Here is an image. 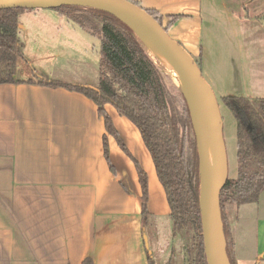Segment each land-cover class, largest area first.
Here are the masks:
<instances>
[{
    "label": "crops",
    "instance_id": "1",
    "mask_svg": "<svg viewBox=\"0 0 264 264\" xmlns=\"http://www.w3.org/2000/svg\"><path fill=\"white\" fill-rule=\"evenodd\" d=\"M135 1L157 12L168 34L198 59L216 97H264V26L255 19L264 0ZM20 63L15 69L27 75L16 78L35 81L38 75ZM105 107L125 150L81 92L0 83V264H81L86 256L94 264H149L144 234L147 242H158V236L140 231L133 159L147 174L154 225L169 216V206L138 129L113 106ZM255 242L260 264L264 216L256 223Z\"/></svg>",
    "mask_w": 264,
    "mask_h": 264
},
{
    "label": "trees",
    "instance_id": "2",
    "mask_svg": "<svg viewBox=\"0 0 264 264\" xmlns=\"http://www.w3.org/2000/svg\"><path fill=\"white\" fill-rule=\"evenodd\" d=\"M129 1L139 5L135 0ZM57 8L99 40L98 80L94 87L45 77H37L35 81L16 78V62L23 56V45L17 36L18 14L24 9L21 7L0 9V83L34 82L81 92L95 103L105 130L123 150L124 143L105 105L110 104L120 116L133 123L164 190L173 235L193 230L190 242L183 247L184 259L187 264H207L198 201L196 139L180 87L173 85L166 68L150 54L133 29L115 15L77 5ZM146 10L162 25L157 12ZM261 17L259 14L255 19ZM174 19L176 16H172L171 21ZM195 62L200 68L198 59ZM220 98L236 123V174L227 178L219 193L226 253L230 264H236L235 243L225 205L255 202L264 189V97L227 94ZM103 153L108 160L105 137ZM133 161L141 189L144 220L149 216L147 174L137 160ZM170 262L171 258L167 264ZM81 264L94 263L86 256Z\"/></svg>",
    "mask_w": 264,
    "mask_h": 264
},
{
    "label": "rangeland",
    "instance_id": "3",
    "mask_svg": "<svg viewBox=\"0 0 264 264\" xmlns=\"http://www.w3.org/2000/svg\"><path fill=\"white\" fill-rule=\"evenodd\" d=\"M257 20L264 26V12ZM17 30L23 45V56L17 61L24 65L26 72L33 71L38 77L63 79L66 82L91 86L97 83L99 40L70 21L62 10L57 7L24 8L18 14ZM167 73L173 85L179 87V80H175L170 72ZM15 75L21 77L27 74H23L21 69H15ZM216 98L223 121L228 177H234L237 165L236 123L221 98ZM225 209L226 212L231 209L228 214L238 264H258L255 233L258 218L264 216V192H261L255 202L248 205L226 204ZM162 220L161 225H154L155 219L151 216L146 221H141V232L144 230L147 234L149 230L157 231L155 237L158 236V242H147L148 248L145 252L148 263L167 264L166 261L173 251L171 264H187L183 247L190 242L193 230L187 229L179 233L172 241L171 219L167 216L162 217ZM151 234L153 235L152 232Z\"/></svg>",
    "mask_w": 264,
    "mask_h": 264
},
{
    "label": "water",
    "instance_id": "4",
    "mask_svg": "<svg viewBox=\"0 0 264 264\" xmlns=\"http://www.w3.org/2000/svg\"><path fill=\"white\" fill-rule=\"evenodd\" d=\"M61 5L92 7L115 15L133 29L150 52L148 45L135 27L138 26L146 31L170 58L177 72L180 90L186 100L196 139L199 171L198 201L206 263L230 264L226 253L219 204V193L228 178L226 150L223 140V121L217 98L204 79L195 60L145 8L129 0H0V9L58 7ZM119 12L127 16L129 20L126 21L119 16ZM150 54L152 55L151 52ZM156 59L163 65L158 58ZM200 101L209 114L213 150L212 163L199 123L198 108ZM144 240L145 246L148 248L145 235Z\"/></svg>",
    "mask_w": 264,
    "mask_h": 264
},
{
    "label": "bare ground",
    "instance_id": "5",
    "mask_svg": "<svg viewBox=\"0 0 264 264\" xmlns=\"http://www.w3.org/2000/svg\"><path fill=\"white\" fill-rule=\"evenodd\" d=\"M119 16H121L124 20L128 21V17L125 16L122 13H118ZM137 28V31L143 38V40L148 45V48L150 52L152 53L153 57L158 58L163 65L165 66L166 70L171 73V75L176 79H178L177 72L173 66V63L171 62L168 55L163 51V49L156 43V41L144 30L140 29L138 26H135ZM198 115H199V123L202 130V135L207 143V147L209 150V156L212 163L213 160V150H212V140H211V131H210V120H209V114L206 109V107L203 105V103L199 102V108H198Z\"/></svg>",
    "mask_w": 264,
    "mask_h": 264
},
{
    "label": "flooded vegetation",
    "instance_id": "6",
    "mask_svg": "<svg viewBox=\"0 0 264 264\" xmlns=\"http://www.w3.org/2000/svg\"><path fill=\"white\" fill-rule=\"evenodd\" d=\"M178 234H176V235H173V233H172V237L174 238V237H176ZM175 239V238H174ZM172 256H173V251L171 252V254H170V256H169V258H168V260L171 258V262H172ZM167 260V261H168ZM166 261V262H167ZM171 262H170V264H171Z\"/></svg>",
    "mask_w": 264,
    "mask_h": 264
}]
</instances>
